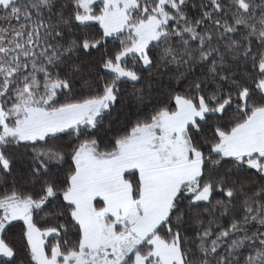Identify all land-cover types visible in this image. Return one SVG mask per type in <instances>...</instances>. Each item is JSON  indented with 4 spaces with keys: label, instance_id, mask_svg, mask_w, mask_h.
<instances>
[{
    "label": "snow or ice",
    "instance_id": "obj_1",
    "mask_svg": "<svg viewBox=\"0 0 264 264\" xmlns=\"http://www.w3.org/2000/svg\"><path fill=\"white\" fill-rule=\"evenodd\" d=\"M0 264H264V0H0Z\"/></svg>",
    "mask_w": 264,
    "mask_h": 264
}]
</instances>
